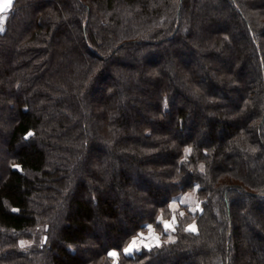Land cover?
<instances>
[{"label": "trees", "instance_id": "obj_1", "mask_svg": "<svg viewBox=\"0 0 264 264\" xmlns=\"http://www.w3.org/2000/svg\"><path fill=\"white\" fill-rule=\"evenodd\" d=\"M0 23V264H264V0H13Z\"/></svg>", "mask_w": 264, "mask_h": 264}, {"label": "rangeland", "instance_id": "obj_2", "mask_svg": "<svg viewBox=\"0 0 264 264\" xmlns=\"http://www.w3.org/2000/svg\"><path fill=\"white\" fill-rule=\"evenodd\" d=\"M7 10V9H6ZM181 203H188V205L192 206L194 205L195 201L194 199L191 197V195H187L186 198L182 197L179 200L174 201L171 206L173 209H176L178 207V204L180 205ZM173 221L171 220L170 222H168V224L170 223L169 227H171V223ZM174 223V222H173ZM152 231V230H151ZM157 240V241H156ZM134 242V243H133ZM158 243V234L154 233L153 231L150 233H141L140 235H138L137 237H134L132 239V241L127 245H135L134 247H132L133 249H139L141 248L143 245L145 246H150L152 244H156ZM127 246L125 249H127ZM125 252V251H124ZM127 254V253H126Z\"/></svg>", "mask_w": 264, "mask_h": 264}, {"label": "snow or ice", "instance_id": "obj_3", "mask_svg": "<svg viewBox=\"0 0 264 264\" xmlns=\"http://www.w3.org/2000/svg\"><path fill=\"white\" fill-rule=\"evenodd\" d=\"M13 0H0V13H4L7 8H9L12 5ZM0 31H3L2 23H0ZM134 243V242H133ZM132 250V245L129 246V248L125 249V253H128ZM110 256H116L117 253H109Z\"/></svg>", "mask_w": 264, "mask_h": 264}, {"label": "crops", "instance_id": "obj_4", "mask_svg": "<svg viewBox=\"0 0 264 264\" xmlns=\"http://www.w3.org/2000/svg\"><path fill=\"white\" fill-rule=\"evenodd\" d=\"M8 9V8H7ZM157 241V240H156ZM130 246V245H129ZM129 246H127V248H129ZM135 245H132V247H134ZM134 250H136V248H132V250L130 251V252H128L127 254H130V253H132Z\"/></svg>", "mask_w": 264, "mask_h": 264}, {"label": "water", "instance_id": "obj_5", "mask_svg": "<svg viewBox=\"0 0 264 264\" xmlns=\"http://www.w3.org/2000/svg\"><path fill=\"white\" fill-rule=\"evenodd\" d=\"M44 240H45V238H44Z\"/></svg>", "mask_w": 264, "mask_h": 264}]
</instances>
